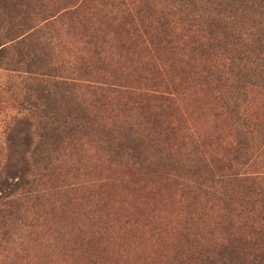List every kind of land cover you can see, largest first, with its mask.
<instances>
[{
  "label": "trees",
  "instance_id": "trees-1",
  "mask_svg": "<svg viewBox=\"0 0 264 264\" xmlns=\"http://www.w3.org/2000/svg\"><path fill=\"white\" fill-rule=\"evenodd\" d=\"M0 264H264V0H0Z\"/></svg>",
  "mask_w": 264,
  "mask_h": 264
},
{
  "label": "rangeland",
  "instance_id": "rangeland-1",
  "mask_svg": "<svg viewBox=\"0 0 264 264\" xmlns=\"http://www.w3.org/2000/svg\"><path fill=\"white\" fill-rule=\"evenodd\" d=\"M2 76L0 75V80H2ZM3 148V145H2V140H1V137H0V149H2Z\"/></svg>",
  "mask_w": 264,
  "mask_h": 264
}]
</instances>
